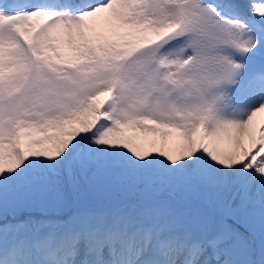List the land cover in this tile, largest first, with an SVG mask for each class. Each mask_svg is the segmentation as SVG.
<instances>
[{"label": "rangeland", "instance_id": "rangeland-1", "mask_svg": "<svg viewBox=\"0 0 264 264\" xmlns=\"http://www.w3.org/2000/svg\"><path fill=\"white\" fill-rule=\"evenodd\" d=\"M16 1L0 0V222L18 229L0 264L33 257L22 212L45 226L40 213L64 221L72 208L88 232L113 215L96 262L225 264L238 250L264 264V116L243 143L237 127L259 104L230 91L258 98L264 0H212L230 17L210 0ZM79 236L50 264L86 261Z\"/></svg>", "mask_w": 264, "mask_h": 264}, {"label": "bare ground", "instance_id": "bare-ground-1", "mask_svg": "<svg viewBox=\"0 0 264 264\" xmlns=\"http://www.w3.org/2000/svg\"><path fill=\"white\" fill-rule=\"evenodd\" d=\"M56 1L57 0L51 1V4H54V2H56ZM62 2H64V0H62L61 3ZM59 4H60V2H59ZM101 12H102V10H99L96 13H97V15H99ZM260 84H261L262 88L259 86L258 82L256 83V85L253 86V89L256 93V96L258 97V99H260V101H258L259 102L258 106H256V107L250 106L249 107L250 110L248 111V113L246 114V117L244 119V122H246V124H247V130L245 131L243 129V127H244L243 124H241L240 126L237 127V131L239 132L238 138L240 140H242L243 143L244 142L246 143L248 140H250L251 143L253 142V139L255 138V134H256L255 133L256 125H254V126H252V125L255 121L259 120V118L264 116V100H263L264 99V81ZM260 135H259V137H263L264 132ZM221 149L223 150V152H225V155H228V157L231 158V162L233 160H235V158H237V156H238V154L236 152H234V150L228 151L229 149L225 148L224 146L222 147L221 145H219L218 151L220 153H221ZM220 162H216L213 159L211 166H210V169H209L210 173L212 175H214V176L216 174H217V176H219V174H225L226 175V170L224 171V169H225L224 160H223V164ZM230 167H231V165L229 166V168ZM231 170L233 171V169H231ZM245 261H246L245 256H243L238 250H232L230 252L229 259H228L227 263L225 262V264H244Z\"/></svg>", "mask_w": 264, "mask_h": 264}, {"label": "trees", "instance_id": "trees-1", "mask_svg": "<svg viewBox=\"0 0 264 264\" xmlns=\"http://www.w3.org/2000/svg\"><path fill=\"white\" fill-rule=\"evenodd\" d=\"M26 209H28V208H26ZM7 212H8V214H7ZM30 212H31V210H30ZM4 213L7 216L10 215V212L7 209L4 211ZM35 213H39V212H35ZM81 213H85V212H81ZM26 217L29 219L28 224H25L26 229L33 230V228L36 227L38 229V230H36V231H38V232H36V235H38L37 239H43L45 237H49L48 235H50V236H52V240H53L54 244L59 242V237L57 235H60L61 230L67 231L70 229V227L66 224L67 223L66 221H63V220L62 221H56L53 216L52 217L51 216H45V217L43 216V218L41 220L46 222L45 226H42L41 224H39L38 221L33 220V218L29 214H27ZM2 229L5 231L4 234L0 235V242H2V243L4 241V238L7 235L6 232L9 229L18 230L17 226L12 227L10 224H8L6 222H0V230H2ZM47 230L49 231L48 233H47ZM20 238H21V236H20ZM1 250L3 251L2 248H0V251Z\"/></svg>", "mask_w": 264, "mask_h": 264}]
</instances>
